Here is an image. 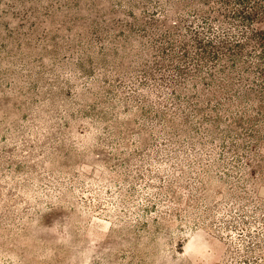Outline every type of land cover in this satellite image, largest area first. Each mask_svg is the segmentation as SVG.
I'll list each match as a JSON object with an SVG mask.
<instances>
[{
    "label": "rangeland",
    "instance_id": "1",
    "mask_svg": "<svg viewBox=\"0 0 264 264\" xmlns=\"http://www.w3.org/2000/svg\"><path fill=\"white\" fill-rule=\"evenodd\" d=\"M260 108L264 0H0V264H264Z\"/></svg>",
    "mask_w": 264,
    "mask_h": 264
},
{
    "label": "trees",
    "instance_id": "2",
    "mask_svg": "<svg viewBox=\"0 0 264 264\" xmlns=\"http://www.w3.org/2000/svg\"><path fill=\"white\" fill-rule=\"evenodd\" d=\"M169 1V0H168ZM190 7H192V5H189ZM241 17H244L245 18V20L244 21H248L249 20V18L251 19V15H246V14H243V15H241ZM218 21V20H217ZM216 57L215 59H219L220 57L218 56V55H212V57ZM233 61H234V65H233V67H232V69H231V71H228V70H223V71H218L217 73L218 74H220L221 75V77H223L224 79H226V80H230V78H231V75H232V71H234V72H236L237 73V70H240V75H243V73H242V71H244V70H242V69H240L241 68V66H242V63H243V60H241L240 59V56H236L234 59H233ZM179 68V67H178ZM180 69V68H179ZM245 73H247V70H245ZM216 75L214 74V73H212V77H215ZM211 85H214V82L212 81L211 82ZM220 88H223L224 89V87L223 86H221L220 85ZM255 98H253V97H249L248 95H244V93H237L234 97H233V99H231V98H229V97H223V101L222 102H220V106L217 108V110L216 111H219V113H223V114H228L230 111H231V106L233 105V103H234V101L236 102L235 104L236 105H242V103L243 102H245V101H253ZM53 104H54V102H53ZM108 107H110V108H112L113 107V105L112 104H108ZM260 112H261V114H263L264 115V109H262V108H260ZM243 113H245V111H243ZM162 121H164V120H162ZM214 123V122H219V120H216L215 118H212L211 120H207V122L206 123ZM203 128H204V126H203ZM230 132H232V130H229ZM228 131V132H229ZM234 132V131H233ZM257 132V131H256ZM256 132H252L251 133V135H250V137L252 138V139H257V137H258V135L256 134ZM226 134V133H225ZM228 134V133H227ZM230 134V133H229ZM231 135H232V133H231ZM231 135H226V136H231ZM187 137H189L190 135L188 134V135H186ZM264 145V142L263 143H261V145ZM196 151V150H195Z\"/></svg>",
    "mask_w": 264,
    "mask_h": 264
}]
</instances>
